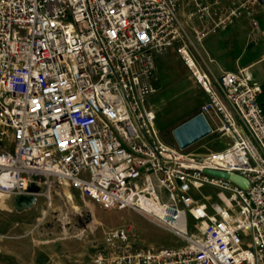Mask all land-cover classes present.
Segmentation results:
<instances>
[{"label": "built area", "instance_id": "1", "mask_svg": "<svg viewBox=\"0 0 264 264\" xmlns=\"http://www.w3.org/2000/svg\"><path fill=\"white\" fill-rule=\"evenodd\" d=\"M200 1L191 16L208 14ZM178 4L0 0V193L45 187L50 200L66 184L102 208L144 214L184 242L134 247L131 227L114 228L94 264H264L263 86L245 68L213 78L186 46L176 49L206 94L199 113L211 133L230 139L203 156L168 144L146 105L158 91L154 57L180 35ZM241 7L234 2L212 31ZM206 169L238 174L248 187ZM205 185L218 202L189 194Z\"/></svg>", "mask_w": 264, "mask_h": 264}, {"label": "rangeland", "instance_id": "2", "mask_svg": "<svg viewBox=\"0 0 264 264\" xmlns=\"http://www.w3.org/2000/svg\"><path fill=\"white\" fill-rule=\"evenodd\" d=\"M242 59L244 64L253 62L245 69L254 82L264 88V37H259L256 46ZM181 84L192 87L193 83L184 81ZM161 90L158 93L162 97L161 105L152 108L156 128L164 140L176 146L167 123L174 121L193 103H199L202 93L194 88L191 90L193 97L188 94L185 99H179L171 97L170 87ZM215 122L220 124L216 118ZM229 142L227 136L211 133L184 152L203 156L211 151H221ZM66 190L73 196L77 211L68 208ZM217 193L218 190L209 185L189 192L196 200L207 196L215 202L219 201ZM28 194L36 195V201L27 208H20L14 204L11 194L0 193V264H94L95 255L105 249V233L123 226L132 228L134 247L172 249L184 244L178 236L154 224L144 214L127 208H102L93 200L81 197L79 190L72 187L56 186L51 191L50 200L45 187H38L34 193H25ZM189 223L193 226L194 220L190 218Z\"/></svg>", "mask_w": 264, "mask_h": 264}, {"label": "crops", "instance_id": "3", "mask_svg": "<svg viewBox=\"0 0 264 264\" xmlns=\"http://www.w3.org/2000/svg\"><path fill=\"white\" fill-rule=\"evenodd\" d=\"M200 2L207 7L208 14L203 18L191 16V13L195 12L193 0H179L177 10L179 38L165 53L156 54L154 57V84L158 91L146 100L148 107L151 109L156 106L160 107L162 97L158 93L162 91V88L170 87L171 97L179 99L183 97L185 99L188 94L193 97L191 90L194 88L202 93L199 103H193L174 121L167 123L170 124L171 132L177 125L199 113L201 105L206 100V94L193 82V78L176 49L181 45L186 46L195 62L213 78H217L225 71L237 72L241 68H249L248 66H251L253 62L248 61L244 64L242 57L256 46L259 37H264V5L259 0L255 2L201 0ZM234 2L244 3L245 7L239 8L237 16L233 17L224 28H218L213 32L215 23L228 15ZM253 21L256 25H253ZM201 32L206 34L199 38ZM184 81H191L192 87L187 86V88L182 85L181 82ZM262 97L264 101V95ZM167 143L172 145L171 142Z\"/></svg>", "mask_w": 264, "mask_h": 264}, {"label": "water", "instance_id": "4", "mask_svg": "<svg viewBox=\"0 0 264 264\" xmlns=\"http://www.w3.org/2000/svg\"><path fill=\"white\" fill-rule=\"evenodd\" d=\"M259 1L264 5V0H259ZM211 132L212 129L205 116L201 113H197L188 120L177 125L172 130V135L174 137L176 145L180 149L184 150L190 145L205 138L206 136L211 134ZM205 173L222 177L225 179H229L233 183H236L237 185L243 188L248 187L247 180L238 174H229L227 172L210 170V169H206ZM11 197H13L14 204L20 208H27L33 205L37 199V196L33 194H28V195L11 194Z\"/></svg>", "mask_w": 264, "mask_h": 264}, {"label": "bare ground", "instance_id": "5", "mask_svg": "<svg viewBox=\"0 0 264 264\" xmlns=\"http://www.w3.org/2000/svg\"><path fill=\"white\" fill-rule=\"evenodd\" d=\"M28 188L29 189H33V187H31V186H28ZM65 200H66V204L68 205V208H70L72 211H77L78 210V207L76 206V204H75V202L73 200V196L71 195L70 192H68V190H66V192H65Z\"/></svg>", "mask_w": 264, "mask_h": 264}, {"label": "trees", "instance_id": "6", "mask_svg": "<svg viewBox=\"0 0 264 264\" xmlns=\"http://www.w3.org/2000/svg\"><path fill=\"white\" fill-rule=\"evenodd\" d=\"M264 93V92H263ZM264 95V94H263Z\"/></svg>", "mask_w": 264, "mask_h": 264}]
</instances>
